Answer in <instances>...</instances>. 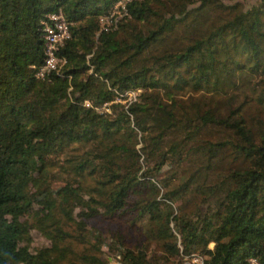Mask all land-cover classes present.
<instances>
[{
  "label": "trees",
  "instance_id": "trees-1",
  "mask_svg": "<svg viewBox=\"0 0 264 264\" xmlns=\"http://www.w3.org/2000/svg\"><path fill=\"white\" fill-rule=\"evenodd\" d=\"M116 1L0 0V264H108L102 246L119 264H264V0H135L100 31ZM58 11L64 65L39 80Z\"/></svg>",
  "mask_w": 264,
  "mask_h": 264
},
{
  "label": "built area",
  "instance_id": "built-area-1",
  "mask_svg": "<svg viewBox=\"0 0 264 264\" xmlns=\"http://www.w3.org/2000/svg\"><path fill=\"white\" fill-rule=\"evenodd\" d=\"M135 0H117L110 10L103 16L99 17V27L100 31H107L114 29L117 24L126 16V6L130 2ZM42 32L44 40L43 48V64L37 69L34 77L36 79L42 80L47 77L51 72L57 71L64 65V61L57 57L56 53L58 51L61 43L66 40L69 36L68 26L62 17L61 13L55 12L46 16V20L42 23ZM139 93V91L137 92ZM136 93V94H137ZM134 92L130 91L125 94V98L133 95ZM135 94V96H136ZM133 99H127V101H132ZM113 103H121L119 99H115ZM85 107H88V104H84ZM104 113H109L104 104L101 108L98 109V112L101 110ZM101 113V112H99ZM188 264H203L202 258L198 256H191L187 262ZM247 264H260L255 259H248Z\"/></svg>",
  "mask_w": 264,
  "mask_h": 264
},
{
  "label": "rangeland",
  "instance_id": "rangeland-1",
  "mask_svg": "<svg viewBox=\"0 0 264 264\" xmlns=\"http://www.w3.org/2000/svg\"><path fill=\"white\" fill-rule=\"evenodd\" d=\"M255 1L256 0H240V2L245 7L252 5ZM133 92H134L133 95L126 97L128 100L133 99V97L135 96V94L138 91L136 90ZM137 94H136V96H137ZM243 94H245L248 97H251V92L249 90H247L246 88H244L242 90V93L239 94V96H238L239 100H242V98L244 97ZM126 98L123 101L119 100V102H121V104L124 105L126 102H128L126 100ZM246 100H247V98L245 99V101ZM99 112L104 113L102 110ZM257 114H258L257 110L255 108H253L252 104L250 103L248 115L251 118H253V117H256ZM138 137H139V134H138ZM139 147H140V144H138L136 146V149H138ZM91 224L95 228V230H97L99 233L103 234L104 236L106 234H109V233H114V234L117 233L118 235H120L122 237V239L124 240L125 246L128 248H132L136 245H139L140 241L142 240L141 239L142 234L140 231H138L136 229L129 228L128 224L126 222H122L121 220L112 221V220L98 219V220L92 221ZM30 239H31V242H30L29 248L31 251L36 250L37 248H39L41 245L44 244L43 238L36 231L31 232ZM101 258L106 259L108 264H119V261H120L119 256L114 257L113 255H111L107 251L106 246L101 247Z\"/></svg>",
  "mask_w": 264,
  "mask_h": 264
}]
</instances>
